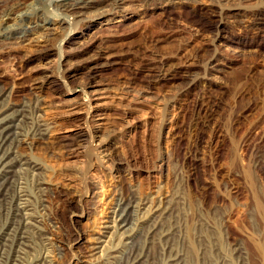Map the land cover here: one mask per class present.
<instances>
[{"label": "rangeland", "instance_id": "rangeland-1", "mask_svg": "<svg viewBox=\"0 0 264 264\" xmlns=\"http://www.w3.org/2000/svg\"><path fill=\"white\" fill-rule=\"evenodd\" d=\"M116 6L90 9L71 32L57 24L46 58L30 44L39 32L26 39L0 36V85L13 88L17 102L41 99L42 118L51 126L44 139L22 142L18 150L41 162L43 177L79 201L70 208L51 195V208L63 216L60 244H70L71 224L93 247L119 196L141 197L172 206L173 218L164 217L179 219L184 230L189 223L195 235L204 221L212 223L222 234L215 235L221 245L213 255L230 260L226 264H264V30L229 22L222 41L212 15L241 8L253 21L264 12V0ZM100 7L105 13L97 15ZM66 32L74 38L67 40ZM21 51L31 54L26 67ZM92 66L99 71L91 74ZM50 69L55 75L43 83ZM101 137L109 138L108 147L95 145ZM102 151L115 161L105 162ZM53 242L29 249L28 261L50 249L59 264H68L71 249L64 255ZM160 251L153 255L163 264Z\"/></svg>", "mask_w": 264, "mask_h": 264}, {"label": "bare ground", "instance_id": "bare-ground-1", "mask_svg": "<svg viewBox=\"0 0 264 264\" xmlns=\"http://www.w3.org/2000/svg\"><path fill=\"white\" fill-rule=\"evenodd\" d=\"M126 1L128 0H0V36L26 39L31 34L39 32L38 36H33L30 44L36 46L35 50L39 57L46 58L53 50L49 36L59 27L56 26L57 24L64 25L65 30L71 32L79 22L88 17L90 9L105 3L111 7L121 6ZM170 2H176V0H170ZM105 10L104 7H100L94 13L100 15L105 13ZM247 12L241 8L233 12L215 11L212 15L218 22L217 38L225 41L229 29L227 25L233 21L247 22L256 29L264 30V12L256 13L257 17L253 21L248 19ZM74 33H80V31ZM72 38H74L73 35H67L66 32V39ZM29 54L19 52L23 67L32 61ZM66 57L61 48L59 65L63 70L67 63ZM98 67L92 66L91 74L97 73L100 69ZM50 71L51 74L44 76L43 83L55 75L51 69ZM159 77L164 78L165 75L160 74ZM60 79L64 80L63 77ZM51 82L56 83L53 80ZM12 89L0 85V264H59L58 254L54 255V251L50 249L48 252L35 254L32 261H28L27 258L28 252H34L29 249H36L37 244H42L43 247L50 246L55 240H58L62 254L66 255L67 249L73 252V257L68 264H110L111 262L112 264L118 262L120 264H158L156 255H153V249L156 248L159 252L160 247L163 264H212L214 258L218 261L219 258L221 259V257H214L213 250L221 245L220 243L216 246L215 241L219 240V236L222 238V234L220 231H215L212 223L206 224L203 219L204 228L200 229V224L198 232L201 231L199 235H195L197 228L194 233L189 223L187 227L185 225L186 230H184L183 227L181 229V225H177L180 222L175 221L179 219L172 220L164 217L166 212L171 213L169 211L172 206L165 207L160 199L161 203L157 204L159 201L140 199L141 197L126 198L125 195V198L119 196L114 204L108 221L103 227L104 230L100 236L96 237V244L93 247L87 244L89 239L86 238L85 233H81L79 226L71 224L67 228L70 244L68 247L60 244L62 241L58 238L57 229L61 226L63 216L60 215L59 210L55 211L51 208V195L61 198L64 205L70 208L76 206L79 201L72 193L51 184L45 176L43 177L40 171L43 169L41 162L18 150L22 142L31 146L34 140L44 139L51 126L42 118L41 111L44 107L41 99L17 102L12 98ZM29 140L31 141L28 142ZM108 143H110L109 138L101 137L95 145L102 148L108 147ZM81 148L78 145L70 151L75 153ZM102 152L101 157L105 162L115 161L111 152ZM173 197L170 199L177 198ZM171 217L173 218V215ZM77 221L79 218L75 217V222ZM218 227L216 226L217 229ZM216 234H219L218 238ZM91 252H94L92 255H100L93 257ZM225 259H221V264L230 261Z\"/></svg>", "mask_w": 264, "mask_h": 264}]
</instances>
